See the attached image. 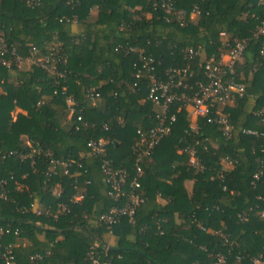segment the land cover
<instances>
[{"label": "trees", "instance_id": "obj_1", "mask_svg": "<svg viewBox=\"0 0 264 264\" xmlns=\"http://www.w3.org/2000/svg\"><path fill=\"white\" fill-rule=\"evenodd\" d=\"M29 1L0 0V33L22 58L31 47L57 51L55 70L62 76L28 64L0 66V181L5 183L0 227L9 230L2 244L14 245V264H89L90 249L102 253L105 246L101 261L109 264H212L215 253L249 264L251 257H264V221L255 214L264 209V124L253 115L264 107V36L253 37L264 15L257 0H172L186 12L193 6L199 10L182 27L166 24L150 7L155 0ZM72 17L74 33L61 20ZM220 32L248 40L235 65L243 95L224 110L230 139L203 119H197L196 133L191 131L188 113L173 105L169 134L140 163L136 191L144 202L131 223L123 217L109 234L95 221L114 205L106 195L100 160L125 169L127 190L134 175L130 147L138 140L136 131L153 127L156 113L144 81L133 77L135 56L117 48L144 49L163 77L166 68L184 65L185 49L200 46L192 83L201 75L198 65L218 55ZM96 88L99 98H87L86 92ZM66 98L75 103L70 117ZM15 109L20 112L13 117ZM243 129L258 135H242ZM117 137L128 151L114 159ZM99 138L108 140L103 154H86V143ZM195 142L200 168L191 167L183 152ZM225 156L235 160L232 167L221 164ZM50 160L68 162L67 173L57 166L47 175ZM186 181L192 182L190 193ZM75 189L84 192L78 204L69 201ZM58 205L66 211H56ZM35 208L56 217L36 216ZM35 254L43 259L31 262Z\"/></svg>", "mask_w": 264, "mask_h": 264}, {"label": "built area", "instance_id": "obj_2", "mask_svg": "<svg viewBox=\"0 0 264 264\" xmlns=\"http://www.w3.org/2000/svg\"><path fill=\"white\" fill-rule=\"evenodd\" d=\"M76 2L78 0H70ZM34 4L33 0L28 2V5ZM257 5L264 10V0H257ZM153 11H158L162 14V19L166 24H177L182 27L187 23H192L198 17L199 10L193 6L189 12L175 7V2L172 0H155L150 5ZM66 23L75 24V19L70 20L62 18ZM264 36V15L258 26L253 32V37ZM220 41L219 53L215 57L211 54L206 58L200 68L201 75L195 81L188 82L194 76V62L201 54L200 46L196 48H187L183 51V59L185 60L182 66H170L165 69L163 77L156 74V61L151 56L146 54L142 48L118 47L125 53H131L135 56V61L132 63L133 77L136 81L143 80L147 91L146 98L156 109L154 116L155 125L147 130L138 129L137 142L131 147L130 151L133 154V169L134 175L131 179L128 189L125 190L127 173L123 168H114L111 162L107 159L100 160V173L103 177V182L107 187L106 195L114 203L106 213H102L95 218L96 223L103 226L110 234V229L118 223L121 218H126L128 222H132L134 214L138 207L143 204L144 199L137 193L138 181L141 175L140 163L144 158H147L152 150L159 142L169 134L170 127L175 120L173 114L169 113L170 108L176 105V110L184 109L192 120L191 131L198 130L197 119H203L205 123L214 125L219 131L224 140H229L231 137V126L227 120V115L224 112L226 108L232 105L236 98L243 95V87L236 80L235 65L240 60L245 51L248 40L229 38L224 32L218 33ZM49 49L41 52L38 48L31 47L27 50L25 57H21L14 47L8 46L4 37L0 33V66L5 69L19 68L23 64L33 65L49 74L62 76L56 72L55 65L60 61L57 51ZM264 47L260 51L263 54ZM136 83L134 84V86ZM96 89H90L86 92L87 98L93 100L99 98V93ZM68 116H72L74 112V101L71 98L65 99ZM253 115L264 124V107L253 112ZM76 121L81 122L80 117H76ZM86 126L85 123L82 124ZM104 129H106L104 127ZM77 131L78 128L75 127ZM242 135L257 136L255 130L243 129L240 131ZM260 135H263L262 133ZM108 140L99 138L97 140H89L86 143V154L90 156H101ZM194 145H188L183 149V152L188 155V164L193 168H200L196 158ZM225 167H232L235 160L228 156L220 160ZM57 166L62 167L64 174L67 173L69 163L65 161L58 162L50 160L47 175L53 174ZM253 180H257L258 174L253 175ZM4 182L0 181V199L5 200V191L3 189ZM85 185L88 181L84 182ZM54 195H58L56 190L52 191ZM81 190L75 189L74 194L70 197L72 204H78L83 199ZM56 211H66L65 205H58ZM36 216H50L55 218L56 214L50 213L48 209L35 208ZM256 216L264 221V209L257 211ZM86 218V216H84ZM239 221L245 222V215H238ZM9 233L8 229L0 227V261L3 264H14V256L12 244H2V239ZM218 236L225 242L226 239L221 232H216ZM161 235V232H158ZM17 235V231L13 232ZM108 246L104 247L102 253H95L90 249L89 264H109L108 261H101V257H106ZM43 259L42 255L35 254L29 257L31 262H38ZM212 264H240V259L235 257L232 261L223 253H215L211 256ZM249 264H264V257L258 255L248 259Z\"/></svg>", "mask_w": 264, "mask_h": 264}, {"label": "rangeland", "instance_id": "obj_3", "mask_svg": "<svg viewBox=\"0 0 264 264\" xmlns=\"http://www.w3.org/2000/svg\"><path fill=\"white\" fill-rule=\"evenodd\" d=\"M23 66H27V65H22L21 68H23ZM16 113H18L17 109H15L13 111L12 116L14 117L16 115ZM189 123L192 126L193 122H192L191 118H190ZM117 141H118V147L111 152V157H113L114 159L121 157L123 154H125L128 151V146H127V143L125 142V140L117 137Z\"/></svg>", "mask_w": 264, "mask_h": 264}, {"label": "crops", "instance_id": "obj_4", "mask_svg": "<svg viewBox=\"0 0 264 264\" xmlns=\"http://www.w3.org/2000/svg\"><path fill=\"white\" fill-rule=\"evenodd\" d=\"M91 13H95V11L93 10V11H91ZM69 28H70V32H72V33H74V32L76 31V25H75V24H71ZM17 110H18V109H17ZM18 112H20V111L18 110ZM68 117H69V116H68ZM184 186H185L187 192L190 193V191H191V186H192V182H190V181H186V182L184 183ZM157 201H159L160 203H163V201L160 200V199H158ZM114 242H115V241H114L113 237L109 236L108 239H107V244H108L109 246H112V245L114 244Z\"/></svg>", "mask_w": 264, "mask_h": 264}]
</instances>
